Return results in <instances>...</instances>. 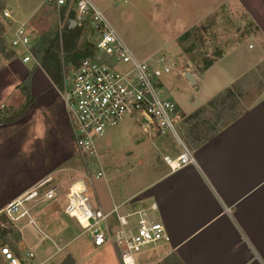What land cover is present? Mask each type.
Returning a JSON list of instances; mask_svg holds the SVG:
<instances>
[{"label": "crops", "instance_id": "1", "mask_svg": "<svg viewBox=\"0 0 264 264\" xmlns=\"http://www.w3.org/2000/svg\"><path fill=\"white\" fill-rule=\"evenodd\" d=\"M20 1L7 0L8 9L13 10L11 13L18 24L31 23L37 10L26 11L21 7L15 10ZM26 1L34 3V0ZM191 2L193 14L207 19L213 14L217 0ZM225 3L232 6L231 14L243 18L236 23L238 39L226 44L224 52L210 68L202 71L190 69L196 84L192 86V98L170 95L185 117L206 106L264 63V0H226ZM246 26L249 32H246ZM232 37L226 38L231 41ZM15 62L22 70L20 80L15 85H8L7 80L15 76L8 74L10 61H7L3 72L9 78L5 76L0 85V106L17 107L19 102H24L26 97L22 87L28 78L34 101L23 119L0 127V167L9 168L14 160L19 162V159L29 156L31 169L21 173L16 180L22 182L25 176L31 177L27 185L3 198L0 215L10 205L15 206L25 192L43 184V181L48 182L44 186L49 187L48 190L57 188L59 198L63 182L61 175L71 171L82 174V164L78 161L80 155L72 141L67 111L59 90L36 62ZM181 77L186 82L183 75ZM186 86L191 85L187 83ZM198 119L191 120L189 124L193 125ZM129 120L111 130V151L115 155L124 149H133V152L122 162L111 161L103 155L110 148L102 152L96 145L97 157L88 159V164L90 168L92 164L96 165L95 174H103L99 179L96 177L101 183L99 191L94 189L97 198L95 204H91L94 210L110 214L109 222L117 224L119 216L148 210L166 228L170 241L147 248L146 259L137 263L161 264L174 259L178 264H264V93L235 121L228 123L201 146L189 151L184 145L192 154L194 163L176 171L158 161L157 156H162L153 142L158 137L146 135L150 146L148 140H136L134 135L139 129L129 126L132 121ZM13 147L14 152L7 153ZM183 151L166 155L163 160L167 157L174 160ZM6 158L12 161L5 164ZM0 181L8 187L12 180L0 173ZM26 202L29 201H23L21 209ZM50 205L48 203L46 207L50 209ZM153 205H156V211H150ZM19 210L18 206L14 214ZM51 214L50 211L46 214L36 212L33 217L42 224ZM53 215H56L55 211ZM32 228L28 224L25 231L20 230L26 242L25 232L30 234V238L35 237ZM39 229L45 231L44 228Z\"/></svg>", "mask_w": 264, "mask_h": 264}, {"label": "rangeland", "instance_id": "2", "mask_svg": "<svg viewBox=\"0 0 264 264\" xmlns=\"http://www.w3.org/2000/svg\"><path fill=\"white\" fill-rule=\"evenodd\" d=\"M91 1L104 13L108 22L138 60L142 62H151L154 58H159L161 56L169 57L171 64L174 65L175 68L168 77L163 79L169 91L168 97L170 95H185L188 99V97L193 94V85L186 80V82L191 85L188 87L186 86L187 83L181 77L182 73H185L188 69L202 71L204 70L206 62L216 61L224 52V48L227 46L226 44L234 41V38L236 40L238 39L236 23H240L239 21L243 19L240 15L231 14L233 8L231 5L225 3L226 0H217L216 5L213 6V14L207 19H205L204 16L199 17V15L195 16L193 14L191 0ZM33 2V4H29L26 0H21L14 9L17 10L21 7L27 11V9L36 8L35 10L37 11L29 24L30 29L35 34H39L40 40L47 34L54 35L56 32H61L65 27V20L61 21L60 19V14L63 11L48 5L46 0H34ZM70 6V10L74 12L75 3L73 0ZM8 7L6 0L4 9L6 10ZM8 11L13 10L10 8ZM3 13V11H0V25L2 26V30L0 27V85H2V82L5 80L4 77L9 76L3 72L7 61H10V67L7 68V70L10 71L8 74L15 76L12 80H7L8 85H15L20 80V73L22 72L15 61L21 59L15 56V53L10 49L7 43L6 33L9 30V21L4 18ZM198 19L200 20L197 21ZM86 22L90 24L89 21ZM89 24V29L86 26L83 30L79 45L86 40H89L91 43L95 42L96 38L93 36L92 27ZM245 29L246 32H249L247 26ZM186 33L189 34L188 37H185ZM229 36H233V40L231 39L230 41V39L226 38ZM260 66V69L257 68L250 74V82L246 85L245 91L238 94V100L241 104L239 107L240 111L249 108L256 99L264 93V63ZM194 86H196V84ZM25 105L26 100L24 102H19L17 107H8L6 105L0 107H6L10 111L8 117H11L15 113H19ZM232 115L233 112H228L227 115L224 116V119H219L218 127L230 123ZM217 120V111L208 109L206 113L193 124V126L196 125L198 127L197 129H199V132L196 131V140L198 141L199 138H203L210 125H215ZM131 125L139 129V131L137 130L135 133L134 138L141 141L148 140V146H150L151 143L148 137L142 133L139 126L130 121L129 126ZM177 129L182 143L187 146L189 151H193L194 144L197 141L194 142L193 139L188 137V127L186 125H180ZM9 142L10 141H8V143ZM153 142L158 147L159 154L162 156V158H158L157 156L158 161L165 164L167 163L163 160L164 156H171L173 152L180 153L183 151L181 144L171 134L158 137V139L153 140ZM196 144L199 145L200 143L197 142ZM97 146L99 151L102 152L104 149L110 148V151L103 155L104 158H111V161L114 159V161L117 160L122 162L133 152V149H124L122 153L115 155V152L111 151V131L108 136L98 141ZM14 150L13 147L7 153L11 151L14 152ZM23 150H25V148ZM4 161L6 164L10 163L12 160L6 158ZM78 161L82 164L80 169L82 174L81 172L71 171L61 175L63 177V182L60 188V196L55 202L53 201V203H51L42 200V196L49 188L43 187L39 193L41 199L26 202L24 208H22L24 211L21 209V206H19L20 210L16 214H14V212H16L18 208L15 210L14 208L11 209V217L8 215V212L1 214V216H4V218L8 220V222L3 223L4 225H2L1 228L10 233L7 235L6 240L0 242V249L8 247L13 253L21 257L25 264H122L112 243H108L102 249L94 248L90 234L85 232L75 219L70 218L64 212L67 205L66 194L69 189L68 187L72 183L84 181L87 184L88 196L91 199V204L94 205L97 200L94 189L99 191L101 182L96 180V165L94 166L92 164L90 168L88 159L84 160L85 165L80 156L78 157ZM30 163L31 160L28 156L26 159H19V162L14 160L9 168L0 167V173L6 174L12 180L8 187H5L4 182L0 181V203L4 197H7L10 193L16 192L17 188L27 185L26 183L31 176H25L22 182L16 179L21 173H26L31 169V166H29ZM80 186L79 184L76 187L78 188ZM29 193H31V190L25 192L23 196ZM48 203L52 204L50 205V209L46 207ZM44 210L46 211L44 212ZM49 211L52 213L51 217L46 218L42 224H38L33 217L36 212L46 214ZM54 211L56 215H53ZM24 214H26L25 217H23L24 219L20 220L19 218H22ZM28 224L33 227L32 229L35 232V237L32 239L30 238V234L25 232L27 235L26 242L20 230L23 229L25 231L24 228ZM111 224L114 227L118 225L112 222ZM37 225L44 228L45 231L43 232L40 230ZM29 251L32 252L33 258L26 256ZM145 251L141 253L140 257L136 258L137 262H143L146 259ZM0 262L3 263L1 254ZM161 264L178 263L174 259H171L169 261L165 260Z\"/></svg>", "mask_w": 264, "mask_h": 264}, {"label": "built area", "instance_id": "3", "mask_svg": "<svg viewBox=\"0 0 264 264\" xmlns=\"http://www.w3.org/2000/svg\"><path fill=\"white\" fill-rule=\"evenodd\" d=\"M73 1L75 20L71 26H82L90 21L96 38L92 43L96 48L92 56L65 67L63 90L59 91L67 111L76 153L84 160L97 157V142L130 119L151 138L171 134L181 144L184 151L180 156L174 160L165 158L172 171L193 164L194 158L182 143L177 129L185 117L176 101L168 97L169 91L163 80L175 68L169 57L161 56L151 62L138 60L91 0ZM46 2L48 5L55 2L60 10L68 0ZM3 15L9 21L6 40L10 49L24 64L36 62L33 50L40 40L39 34L30 29L29 22L18 24L8 9L4 10ZM189 71L182 73L186 80V74L193 76ZM96 177L99 179L103 174L99 172ZM47 183L43 182L31 190L27 201L41 199L39 190ZM79 184L81 186L77 188ZM87 193L84 181L71 185L66 194L64 212L90 234L95 248L112 243L122 264H138L136 258L147 248L170 241L164 224L153 218L148 210L119 216L118 225L114 227L109 222L110 214L92 208ZM56 198V187L42 196L44 201ZM23 201L26 200H21V206ZM12 208L15 210L18 206L12 204L7 208L10 217ZM156 210V205L150 209ZM114 212H117L116 208ZM0 254L3 257L0 264H25L8 247L1 248ZM26 256L34 257L30 251Z\"/></svg>", "mask_w": 264, "mask_h": 264}, {"label": "trees", "instance_id": "4", "mask_svg": "<svg viewBox=\"0 0 264 264\" xmlns=\"http://www.w3.org/2000/svg\"><path fill=\"white\" fill-rule=\"evenodd\" d=\"M71 1L72 0H68L67 5L60 9L63 11L60 14V19L61 21L65 20V27L62 29V31L56 32L54 35L47 34L46 36L41 38V40L36 44L33 50L34 57L38 66L43 69V71L51 79L52 83L60 91L63 90L65 67L69 64H76L82 59L92 56L96 51V48L89 40H86L79 45L83 30L86 26L88 27L89 23L85 22L83 24L84 26H71L72 21L75 20V13L70 10ZM5 2L6 0H0V11L4 12ZM51 6L53 8H56L55 2ZM0 27L2 30L1 25ZM188 35L189 34L186 33L185 37H188ZM214 62L215 61L206 62L204 70L210 68L214 64ZM258 68L260 69L261 66H259ZM29 82L30 79L28 78L23 83L22 92L26 97V105L19 113H15L13 116L8 117L10 111L6 107H0V127L15 124L26 116L27 112L29 111L30 105L34 101L30 93ZM249 82L250 74L237 81V83L232 88H229L217 95L206 106L200 108L194 114L188 117L184 116L185 120L182 125H186L188 127V137L190 139H193V141L195 142L197 141L196 131L199 132V129H197L198 127L196 125L193 126L189 124V122L191 120L198 119L201 115L205 114L208 109L217 111L218 120L216 121V124L210 125L206 135L203 138L198 139L197 142L200 144L197 145L196 142L194 144V148H197L204 144L228 124L226 123L218 127L219 119H224V116L227 115L228 112H233L230 122L235 121L240 116L242 111H240L239 108L241 104L238 100V94L245 91V87ZM4 222H8L7 218H4V216L0 215V242L6 240L7 235H9L10 233L9 231L1 228V226L4 225Z\"/></svg>", "mask_w": 264, "mask_h": 264}, {"label": "water", "instance_id": "5", "mask_svg": "<svg viewBox=\"0 0 264 264\" xmlns=\"http://www.w3.org/2000/svg\"><path fill=\"white\" fill-rule=\"evenodd\" d=\"M187 81L190 82L192 85H195V80L193 76H191L189 73L186 74Z\"/></svg>", "mask_w": 264, "mask_h": 264}, {"label": "bare ground", "instance_id": "6", "mask_svg": "<svg viewBox=\"0 0 264 264\" xmlns=\"http://www.w3.org/2000/svg\"><path fill=\"white\" fill-rule=\"evenodd\" d=\"M30 194V193H29ZM25 195V196H23L22 198H21V200L22 199H25V200H27L26 198L28 197V196H30V195ZM21 200L20 201H18L17 203H15L16 205L14 206V207H16V206H21Z\"/></svg>", "mask_w": 264, "mask_h": 264}]
</instances>
